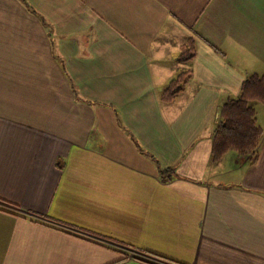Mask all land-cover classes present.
Returning a JSON list of instances; mask_svg holds the SVG:
<instances>
[{
    "label": "crops",
    "instance_id": "obj_1",
    "mask_svg": "<svg viewBox=\"0 0 264 264\" xmlns=\"http://www.w3.org/2000/svg\"><path fill=\"white\" fill-rule=\"evenodd\" d=\"M263 72L264 0H0V264H264V136L211 162Z\"/></svg>",
    "mask_w": 264,
    "mask_h": 264
},
{
    "label": "trees",
    "instance_id": "obj_2",
    "mask_svg": "<svg viewBox=\"0 0 264 264\" xmlns=\"http://www.w3.org/2000/svg\"><path fill=\"white\" fill-rule=\"evenodd\" d=\"M193 46L186 45L181 53L182 62L191 58ZM180 76L177 80L170 81L163 92L162 100L169 101L178 91ZM264 104V72L260 75L253 74L242 83L240 93L236 98L225 101L219 111V121L212 137L211 162H219L227 153L234 152L236 156L253 164L258 157L264 130L256 125V110L254 103ZM162 181H168L163 177L167 172H162Z\"/></svg>",
    "mask_w": 264,
    "mask_h": 264
},
{
    "label": "rangeland",
    "instance_id": "obj_3",
    "mask_svg": "<svg viewBox=\"0 0 264 264\" xmlns=\"http://www.w3.org/2000/svg\"><path fill=\"white\" fill-rule=\"evenodd\" d=\"M181 85V84H180ZM254 108L256 110V125L264 130V104L260 102L254 103ZM234 153V152H232ZM229 152L228 154H232Z\"/></svg>",
    "mask_w": 264,
    "mask_h": 264
}]
</instances>
